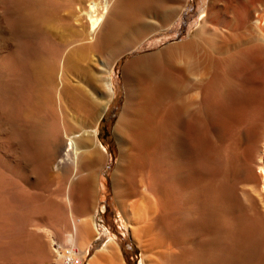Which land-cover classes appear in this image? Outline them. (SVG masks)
Returning a JSON list of instances; mask_svg holds the SVG:
<instances>
[{
    "label": "bare ground",
    "instance_id": "bare-ground-1",
    "mask_svg": "<svg viewBox=\"0 0 264 264\" xmlns=\"http://www.w3.org/2000/svg\"><path fill=\"white\" fill-rule=\"evenodd\" d=\"M60 1L0 0V40L5 41L0 51V128L12 112L15 95H9L18 85L11 83L22 82L25 99L21 105L18 101L16 115L47 121L50 136L41 174L45 182L54 178L59 183L58 189H48L41 205L21 213L23 222L28 225L39 214L43 227L62 229L67 242L83 251L97 233L94 182L105 156L95 144L96 127L75 138L45 94L49 63L39 55L58 56V48L43 29V18ZM181 3L110 0L104 14L90 9L91 58L109 72L117 54L132 50L168 22ZM202 13L185 42L125 65L126 100L115 128L118 157L112 190L141 251V264H264V0H207ZM16 25L47 34L49 43H37L31 58L33 52L24 49L19 59L9 49ZM107 97H113L110 88L99 107ZM75 98L90 111L83 91ZM8 135L0 131L3 148L11 143ZM54 144L60 161H68L63 176L49 170ZM2 156L0 191L7 183ZM97 181L104 185L99 175ZM55 196L63 201L57 203ZM11 202L0 194L5 225ZM106 234L108 241L87 264H124L115 237ZM39 235L30 243L46 259Z\"/></svg>",
    "mask_w": 264,
    "mask_h": 264
},
{
    "label": "rangeland",
    "instance_id": "rangeland-1",
    "mask_svg": "<svg viewBox=\"0 0 264 264\" xmlns=\"http://www.w3.org/2000/svg\"><path fill=\"white\" fill-rule=\"evenodd\" d=\"M109 1L61 0L57 6L48 7L43 18V29L50 36L52 44L57 45L58 56L47 53L39 55L49 63L45 94L49 101L51 100V107L66 120L75 138L95 127L97 130L98 139H95V144L105 156L103 166L96 172V175L99 172L98 175L104 185L97 181L98 175L94 182L93 218L97 233L87 242L86 249L81 251L76 243L67 242L62 229L43 227L45 225L39 219V214L33 215L35 218L32 216V223L24 224L22 214L34 205H41L40 203L46 201L48 189H58L59 183L54 178L47 183L41 174L46 152L44 148L50 136L48 123L41 116L28 121L16 115V106L19 102L21 105V101L25 99L26 86L22 82L14 81L11 85L13 83L14 87L18 85L13 90L17 92L12 91L9 95L10 98L15 95L11 98L14 115L10 112L7 123L5 121L1 125V128L5 127L0 128V131L9 134L11 141L9 149L0 146V155L5 157L4 175L7 174L5 175L7 183L0 194H4V197L13 203L10 212L8 208L6 209L7 220H10L7 221V225L0 219V264H63L62 257L57 253V246L62 248L63 252L66 249L76 251L82 264H87L88 259L100 251L102 245L108 241L107 232L115 237L124 264H141V251L132 241L126 218L116 204L111 185V176L118 157L115 128L126 100L124 68L127 63L143 55L154 54L166 47L185 42L191 32L199 26L207 0H182L181 8L168 22L156 27L132 50L117 54L112 69L104 72L103 63L94 61L87 47V34L93 32L88 12L90 9L95 13L101 10L104 14ZM47 34L22 29L16 25L14 40L10 43L9 49L19 58L23 57V50L27 48L33 52L30 58L34 57L37 43H49ZM1 35L0 30V37ZM18 43L21 44L19 47ZM4 44L5 41L0 40V51L4 48ZM11 85L8 94L13 89ZM109 88L113 90V97L105 98L104 101L108 102L99 107L104 91H109ZM80 91L84 92L90 103L88 112L75 98ZM16 101L18 104H15ZM52 147L49 170L54 176H63L69 169L65 166L68 161H60L58 146L54 144ZM6 158L9 161H6ZM17 194L22 196L17 198L15 197ZM12 199H15V202ZM55 200L57 203L63 201L57 196ZM36 234H40L39 237L45 242L46 254H48L46 259L35 250L33 243H30L31 237L38 238ZM28 235L30 240L26 237Z\"/></svg>",
    "mask_w": 264,
    "mask_h": 264
},
{
    "label": "built area",
    "instance_id": "built-area-1",
    "mask_svg": "<svg viewBox=\"0 0 264 264\" xmlns=\"http://www.w3.org/2000/svg\"><path fill=\"white\" fill-rule=\"evenodd\" d=\"M57 253L62 257L63 264H82L79 257H77L76 251H70L69 249L62 251V248L57 246ZM80 260V261H79Z\"/></svg>",
    "mask_w": 264,
    "mask_h": 264
}]
</instances>
